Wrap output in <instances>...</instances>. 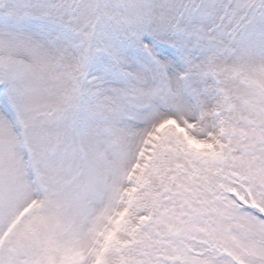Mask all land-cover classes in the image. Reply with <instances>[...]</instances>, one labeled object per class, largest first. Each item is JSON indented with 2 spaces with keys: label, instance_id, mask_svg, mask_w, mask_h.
I'll use <instances>...</instances> for the list:
<instances>
[{
  "label": "snow or ice",
  "instance_id": "obj_1",
  "mask_svg": "<svg viewBox=\"0 0 264 264\" xmlns=\"http://www.w3.org/2000/svg\"><path fill=\"white\" fill-rule=\"evenodd\" d=\"M0 264H264V0H0Z\"/></svg>",
  "mask_w": 264,
  "mask_h": 264
}]
</instances>
